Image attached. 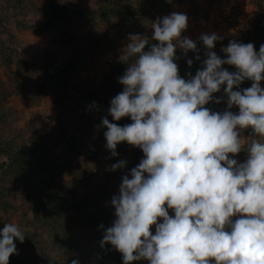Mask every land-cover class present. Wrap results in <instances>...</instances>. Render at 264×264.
Instances as JSON below:
<instances>
[{"label": "clouds", "instance_id": "9594fccd", "mask_svg": "<svg viewBox=\"0 0 264 264\" xmlns=\"http://www.w3.org/2000/svg\"><path fill=\"white\" fill-rule=\"evenodd\" d=\"M187 27L188 16L173 12L153 22L156 43L145 35L128 36L121 56L128 67L119 78L124 87L112 98L109 115L132 123L119 126L103 118L102 126L112 156L127 142L144 158L112 197L116 219L101 247L112 245L123 264H264V44L257 52L252 43L230 41L221 58L212 49L222 38L202 34L203 67L185 79L175 62L177 48L185 56L199 52L195 41L182 37ZM245 80L251 87L240 89ZM222 86L228 110L221 113L205 105L221 102L213 94ZM245 129H251V140L242 143ZM245 146L248 157L241 163L234 157ZM125 165L121 160L110 170ZM16 240L23 243L25 234L14 223L4 224L0 264L18 254Z\"/></svg>", "mask_w": 264, "mask_h": 264}, {"label": "rangeland", "instance_id": "374dc122", "mask_svg": "<svg viewBox=\"0 0 264 264\" xmlns=\"http://www.w3.org/2000/svg\"><path fill=\"white\" fill-rule=\"evenodd\" d=\"M53 1L28 0L26 10L11 11L0 27L1 31H8L0 36V230L4 224L14 223L25 235L33 220L28 212V195L41 182L29 177L14 182V187L8 186L10 179L6 177V166L10 159L6 154L7 147L12 149L13 156H17L24 145L32 146L39 139L54 134L52 141L46 140L43 145L48 165L56 173L62 169L70 171V167L71 170L76 167H85L84 171L92 169L90 160L97 158L103 164L126 161L125 175L131 178V169L144 158L143 152L136 155L140 148L132 145L127 153L112 156L106 147L104 133L107 129L102 126V119L111 117L112 98L121 92L116 91L117 86L123 87L119 78L128 64L121 56L130 42L129 34L145 35L150 44L156 43L151 40L155 20L173 12L186 14L188 27L182 37L195 41L199 52L189 51L185 56L177 48L175 62L179 75L185 79L189 78L188 73L194 76L203 67L206 49L199 39L202 34L216 33L222 38L212 49L221 58L226 57L222 48L230 41L252 43L255 49L262 41L261 37L254 38V33L257 24L263 20L264 0H60L74 14L68 16L69 21L59 29L49 31L47 20L39 11L48 8ZM18 23L24 27H18ZM65 31L67 34L63 35ZM61 36L64 40L76 37L80 42L64 47V43L54 42ZM149 47L147 45L145 51ZM197 54L199 61L195 59ZM188 59L193 60L191 67L187 64ZM46 61L48 66L65 70L60 84L49 74ZM223 67L235 71L234 66ZM251 84V80H245L240 89L249 88ZM224 87L213 94L214 99L222 98L221 102H210L205 107L221 113L228 110ZM261 87L264 88V81H261ZM231 111L238 113L239 109L234 106ZM108 120L119 126L121 122L132 123L125 118L120 122ZM251 134V129L243 130L242 143L250 141ZM107 154L112 158H106ZM247 157L245 146L234 158L242 163ZM94 171L99 177L97 184L92 183L94 180L82 181L67 175L56 179L55 184L61 187L75 184L78 198H91L106 184L105 167ZM39 176L43 177V174ZM122 178L118 186H109L110 194H103L101 205L92 211L96 220L81 214L67 215L65 220L70 231L54 235L39 232V238L34 241L36 249L28 250L25 255L31 252L35 258L33 264H72L73 260H78L79 264H122L118 261L119 251L110 244L102 248L100 243L105 229L116 219L111 200L119 194ZM169 215H174L171 209ZM151 231L155 234V226ZM136 262L149 264L147 260Z\"/></svg>", "mask_w": 264, "mask_h": 264}, {"label": "trees", "instance_id": "16d2710c", "mask_svg": "<svg viewBox=\"0 0 264 264\" xmlns=\"http://www.w3.org/2000/svg\"><path fill=\"white\" fill-rule=\"evenodd\" d=\"M40 1V0H38ZM0 27H3L5 20L8 18L9 13L13 10H26L28 8V0H2L0 2ZM38 4V3H36ZM34 6V3H33ZM6 13V14H5ZM5 14V15H4ZM39 14L47 20L46 28L49 31H53L54 28H60L62 25L66 24L68 20V16L74 14L70 11L67 4L63 3L60 0H54L50 3L49 7L45 10L39 11ZM56 22L55 24L52 22ZM70 23V22H69ZM18 27L23 28L24 25L22 23H18ZM67 31L63 33L66 35ZM3 34H8L6 30L1 31L0 29V36ZM258 35V36H257ZM261 43L260 46L264 44V16L263 20L257 24L255 27L254 38L260 39ZM65 37L61 36L59 39H54L56 44L60 42L63 44L64 47L68 44H77L80 42L76 37H70L64 40ZM8 48V47H7ZM260 48V47H259ZM259 48L257 49L259 51ZM255 49V50H256ZM256 50V51H257ZM226 58V57H224ZM45 65H49L48 61L44 62ZM66 68V67H65ZM49 74L52 75V78L56 79L57 84H60L62 77H65V70L63 71L61 68L56 66H48ZM53 80V79H52ZM114 82V80H113ZM57 86V85H55ZM117 92H122L123 87L117 86ZM66 91V88L63 89ZM70 90V89H69ZM110 117V116H109ZM125 120L131 121L129 117H124ZM113 120L112 117L108 118ZM123 119V118H121ZM115 121V120H114ZM110 122V121H109ZM120 122V120L118 121ZM126 125V122H121L120 126ZM54 138V134L49 135L47 138L39 139L37 142L29 146L28 144L24 145L18 151L17 156L12 155V149L7 147V155L10 159V163L6 166L7 169V179H10L8 183L9 187H14V182L19 180L27 179L29 177H35L38 181L41 182L40 185L36 186V189L30 191L29 197L27 199V203L30 206L28 212L32 214L33 220L30 221V231L25 235V240L21 243L19 240L15 241L16 248L18 254H13L9 258V264H33L34 257L31 256V252L25 253L29 250H34L35 248V238L38 239L40 233L44 234H60L63 233L65 230L70 231V226L65 220V216L70 214H81L83 217H93L96 220V216H92V211L101 205V200L103 199V194H110L109 186H118L120 180L123 176H125V167L123 169H116L115 171H111V165L114 163H102L101 159L95 158L92 163V169H87L84 171L85 167H76L74 170L70 171H62L60 173H56L53 171L48 165V159L46 157L45 146L43 145L46 140L52 141ZM129 145L127 142H122L121 146L118 144L116 151L117 153H127L129 151ZM121 147L123 148L121 150ZM13 148V147H11ZM136 155L142 154L141 149L136 151ZM111 153V151H110ZM111 159L110 154L106 155V158ZM138 158V157H137ZM136 158V159H137ZM116 160V159H114ZM109 162V161H108ZM105 167V180L106 184L101 187V192L98 195L87 198L83 197L81 200L76 196V188L75 184L72 186H64L61 187L55 184V180L61 178V176H69L71 178H79L82 181H91L94 180L92 183L98 182L99 177L95 176V169L98 170L100 167ZM87 168V167H86ZM84 172H83V171ZM67 172V173H66ZM39 176L38 175H42ZM121 177V178H119ZM74 179V178H73ZM72 179V180H73ZM102 180V178H101ZM74 182V180H73ZM78 184V183H77ZM97 184V183H95ZM7 191V190H6ZM2 197V195H0ZM110 195L109 197H111ZM4 200V199H3ZM90 214H89V212ZM4 225L1 227L3 229ZM35 234V235H34ZM38 236V237H37ZM119 262H123L122 255H119ZM31 262V263H30ZM123 264V263H122ZM132 264H137L136 261H133Z\"/></svg>", "mask_w": 264, "mask_h": 264}]
</instances>
